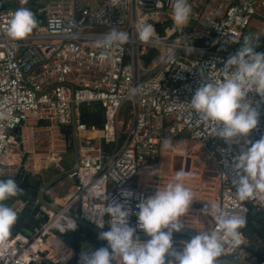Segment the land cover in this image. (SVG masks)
<instances>
[{
	"label": "built area",
	"instance_id": "1",
	"mask_svg": "<svg viewBox=\"0 0 264 264\" xmlns=\"http://www.w3.org/2000/svg\"><path fill=\"white\" fill-rule=\"evenodd\" d=\"M188 3L192 7L189 22L177 28L170 0H0V163L13 154V148L23 140L17 133L31 122L56 129L57 142L64 143L67 135L62 130L72 126L74 105L81 163L71 178L79 183L66 198L58 200L61 204L56 201L57 206L77 210L97 228L85 209L102 210L106 192L110 201L136 210L142 199L168 182L158 176L153 190L135 181L149 168L159 169L160 174L167 142L188 133L217 166V177L210 178L201 168L196 172L184 158L182 170L190 173L186 184L196 198L190 210L216 202L226 204L230 213L245 217L247 222L251 208L264 216V195L239 201L231 183L234 157L247 141L264 137V97L249 94L260 112L259 124L248 137L232 145L216 135L214 123L198 121L189 104L196 89L207 81L208 69L219 79L224 62L238 51L245 36H251L252 21L264 20V0ZM20 8L32 11L37 25L24 39L13 40L6 30L12 14ZM145 22L153 25L157 41L138 39L136 25ZM112 30L126 31L128 42L103 47L100 42ZM251 37L260 42L264 32ZM152 52L155 54L147 64L145 58ZM170 53L175 58L168 62ZM94 105L105 111L102 127L81 120V108ZM97 139L101 145L95 144ZM184 140L179 139L177 147H185ZM93 185L101 196L90 200L86 191ZM123 190L132 191L134 196L125 200ZM25 208L26 204H21L13 209L19 216ZM42 213L49 217L46 223L29 237L11 236L7 249L0 248V264H40L56 259L47 245L56 232L52 222L57 213L44 207ZM205 216L207 221L211 218ZM107 221L105 217L104 230L109 228ZM129 223L143 233L135 215L129 216ZM193 224L201 230L202 221ZM216 226L215 219L209 220L203 232ZM246 242L247 233L243 232L240 247L225 243L218 260L239 261ZM179 243L173 238L174 246H181ZM256 264H264V260Z\"/></svg>",
	"mask_w": 264,
	"mask_h": 264
},
{
	"label": "clouds",
	"instance_id": "2",
	"mask_svg": "<svg viewBox=\"0 0 264 264\" xmlns=\"http://www.w3.org/2000/svg\"><path fill=\"white\" fill-rule=\"evenodd\" d=\"M170 6L174 25L183 28L191 17V5L188 0H170ZM36 25L32 11L17 9L8 21L7 35L13 40H22L32 33ZM135 30L141 42L158 40L151 23H138ZM128 40L126 31L112 30L100 43L111 48ZM257 47L258 39L245 36L238 51L224 62L221 77L217 79L208 69L207 81L196 89L189 103L192 112L198 116L197 120L214 123L216 135L229 145L248 137L259 124L260 112L249 99L250 93L264 97V52L256 51ZM174 58V53H170L167 61L171 62ZM166 147L172 149L173 145L169 143ZM232 168L231 183L239 201L264 195V137L247 141V146L234 157ZM189 177L190 173L177 171L172 182L160 185L154 195L142 199L134 211L124 203L110 201L107 192L104 193L106 203L102 210H85L89 219L101 229L105 227V217H108V230L99 233V238L107 241V247L83 251L80 264H217L225 243L230 242L234 248L240 247L246 218L230 213L226 204L207 202L203 213L215 219L216 228L197 232V235L182 242L181 251L174 249L173 233L184 229V218L196 200L194 192L186 184ZM20 191L14 179H0V248L3 249H7L13 226L18 220L17 212L5 202ZM86 195L95 200L101 192L93 185L87 189ZM121 195L127 200L134 193L123 190ZM69 213L66 208L57 211L52 226L58 233L77 229V223ZM130 215L137 217V227L149 239L136 237L137 229L130 226ZM71 255L69 252L62 257L65 264Z\"/></svg>",
	"mask_w": 264,
	"mask_h": 264
},
{
	"label": "crops",
	"instance_id": "3",
	"mask_svg": "<svg viewBox=\"0 0 264 264\" xmlns=\"http://www.w3.org/2000/svg\"><path fill=\"white\" fill-rule=\"evenodd\" d=\"M264 32V20L261 18H255L251 26L249 27L248 34L255 35L258 33ZM264 50V39L258 42V47L256 51L261 52ZM64 133V130H62ZM57 130L51 129L47 124H35L33 122L28 123L22 130H20L17 135H22L23 140H19V144L21 146L20 150L22 151H15V147L13 148V154L10 156H6L1 160L0 163V172H5L10 167H20V175L19 178L15 179L21 191L17 194L20 199H18L12 205H9L12 208H15L21 204H26V208H28L31 204L36 202L38 203V197L32 194L29 196V199L26 200L24 197H21L22 194L26 195L23 189V182L31 181L36 179L37 181H41L46 183L49 179L53 176L60 174L62 171L69 170L73 166L74 162V154H68L70 152V144H69V137L65 139L64 143L57 142ZM66 135V134H65ZM184 139L180 135L177 140ZM169 142H167L168 144ZM95 144L101 145L102 142L97 139ZM166 144V145H167ZM190 145V146H189ZM19 148V147H18ZM174 148V149H173ZM171 149H166V154L161 155L162 161V172L159 169L149 168L144 171L143 175L135 181L136 185H144V187H150L153 190L156 188L155 184L157 181L158 176L161 178L162 182H172L174 175L177 171L182 170V163L181 161L184 158H187L188 164H190L196 172L201 168L204 172V176L208 177L207 174L215 173L217 171V166L213 160L209 158L207 154H190V150H194L196 145L194 142L187 143L186 146H176ZM176 148V149H175ZM179 149V150H177ZM181 149V150H180ZM44 151V152H43ZM186 151V154H183ZM203 153H205L203 151ZM71 156V160L67 161L66 157ZM60 160H56V159ZM19 165V166H18ZM156 173V174H154ZM155 177V178H153ZM217 177V176H216ZM3 179V178H0ZM8 179V178H5ZM156 179V180H155ZM75 189V184L73 183L72 178H65L58 184L54 185L50 188L46 194L45 198L47 201L57 204L56 199H64L66 198L73 190ZM206 189V188H202ZM26 193V194H25ZM21 195V196H20ZM153 195V193L151 194ZM150 195V196H151ZM8 203V202H7ZM34 205V204H33ZM198 206H206L198 205ZM194 206L195 210H190L186 217L184 218V224L187 227L197 229L198 225H194L193 223L198 222L199 220L202 221V226L200 227L201 231L203 232L207 226L209 225V220L213 221V217H209V220H206L205 214L203 213L202 208H198ZM198 210V211H197ZM77 214V210L73 211ZM263 217V216H261ZM207 222V223H206ZM78 229V228H77ZM73 232V231H68ZM247 233V242H254L247 246L244 245L243 253L241 259L238 261L242 264H256L258 262V258L254 255L258 251H261L263 245L259 244V242L255 241L254 239V232L249 230ZM61 233L57 231L50 237L47 245V249L52 252L56 256L55 260L45 259L50 264H65L63 256H66L69 252L72 255L66 260V264L72 263L77 257L74 250L70 247V245L61 238ZM250 235L252 237H250ZM21 236V235H20ZM85 239L87 241H82L80 245V251L83 252L85 250L95 251L96 249L104 247V241L100 238L96 239L94 235H90L84 233ZM251 238L250 240L248 239ZM249 249H253V252L249 251ZM45 256V255H44ZM81 258V257H80Z\"/></svg>",
	"mask_w": 264,
	"mask_h": 264
},
{
	"label": "water",
	"instance_id": "4",
	"mask_svg": "<svg viewBox=\"0 0 264 264\" xmlns=\"http://www.w3.org/2000/svg\"><path fill=\"white\" fill-rule=\"evenodd\" d=\"M73 123H72V135L69 138V144L73 148L74 151V162L72 168L69 170L62 171L60 174H57L53 176L51 179H49L39 190L37 194V201L38 203L34 202L31 204L28 208H25L18 216L17 223L13 226L12 229V236L21 235L23 237H29L30 234L36 229L39 228L43 223H46L49 219V217L42 213V207L46 208L47 210H50L52 212L57 213L60 206H57L54 203H51L46 200L45 194L46 192L52 188L54 185L58 184L65 178H71V175L74 174L80 167L81 158H80V144H79V138L77 133V122H78V111L76 107L73 105ZM73 183L75 185H78L77 178H73ZM24 197L26 200L29 199L28 194ZM197 207V206H195ZM198 208L204 209V206H198ZM70 211V215L74 218V220L77 223V226H80L90 233L94 234L95 236L99 237V233L102 231H107L104 229L97 228L96 226L86 222L84 219H82L78 214L75 212ZM197 235V232L191 228L184 227L183 230L180 232H174L173 238H183V239H190L191 237ZM136 237L141 240H147L149 237L145 233H139L136 232ZM250 240L251 238L248 237ZM255 241L259 242V244H262L261 240L257 235L254 236ZM104 241V240H102ZM36 264V263H34ZM40 264H50L47 261H43ZM217 264H242L238 261H234L232 259H221L217 260Z\"/></svg>",
	"mask_w": 264,
	"mask_h": 264
},
{
	"label": "trees",
	"instance_id": "5",
	"mask_svg": "<svg viewBox=\"0 0 264 264\" xmlns=\"http://www.w3.org/2000/svg\"><path fill=\"white\" fill-rule=\"evenodd\" d=\"M203 44V42H201ZM155 53L152 52L151 55L149 57L145 58V61L147 64L150 63V60L152 59L153 55ZM81 120L84 123L87 124H95L99 127H102L104 122H105V111L104 109L100 106V105H94L91 107H83L81 108ZM64 133L68 136L71 137L72 135V128H66L64 129ZM70 152H73V148H70ZM44 182H41L40 180L37 181L36 179L31 181H24L23 182V189L26 193H28V197L32 194V197H34V195L37 196L38 194V190L44 185ZM25 193V194H26ZM24 194V193H23ZM22 196H25L23 195ZM27 195V194H26ZM21 196V195H20ZM21 196V197H22ZM18 199H20V197L15 196L10 198L8 201H6L5 203L9 206L12 205L13 203H15ZM8 202V203H7ZM78 229H76L73 232H66L63 233L61 235V238L66 241L70 247L74 250V252L76 253V259L70 263V264H80V257H81V251H80V245L81 242L83 241H87V239H85L84 237V233L90 234L92 235V233H90L89 231H87L86 229L77 226ZM106 230H108V227H106ZM249 230L253 231L255 235H257L259 237V239L262 242V249L261 251H258L257 253H254V255L258 258V262L264 260V218L261 217V215H258L257 213H255L252 208H251V212L249 214L248 217V222H247V226L244 228L243 232L246 233ZM94 235V234H93ZM94 237L96 239H99V237L95 236ZM249 251L253 252V249H249Z\"/></svg>",
	"mask_w": 264,
	"mask_h": 264
},
{
	"label": "rangeland",
	"instance_id": "6",
	"mask_svg": "<svg viewBox=\"0 0 264 264\" xmlns=\"http://www.w3.org/2000/svg\"><path fill=\"white\" fill-rule=\"evenodd\" d=\"M102 31H106V29H103ZM123 117L126 119V113H124L123 114ZM182 136V138H184L185 140L184 141H187V143H192V142H194L195 143V145H196V148L194 149V150H190L189 151V153L190 154H207V151L205 150V149H203L201 146H200V144L198 143V142H196V141H194V140H191L190 139V136L188 135V133H184V134H182L181 135ZM191 140V141H190ZM178 141L179 140H177V138L176 139H172V140H170L169 141V143L171 144V145H173V147H176L177 145H178ZM168 143V144H169ZM190 146V145H189ZM19 147V148H18ZM21 149V146H20V144L18 143L16 146H15V151H22L23 152V150H20ZM169 149V148H168ZM174 149V148H173ZM173 149H171V151L173 150ZM176 149V148H175ZM177 150H179V149H177ZM181 150V149H180ZM18 151V152H19ZM203 151L205 152V153H203ZM44 152V151H43ZM24 153V152H23ZM68 154H74L73 152H68ZM66 160L67 161H70L71 160V156H68V157H66ZM183 162V160L181 161V163ZM19 166V165H18ZM19 170H20V167H10V168H8L5 172H0V178H3V179H5V178H12V179H18L19 178V175H20V172H19ZM207 176L208 177H210V178H216V174L215 173H210V174H207ZM210 182H212V181H210ZM58 198L56 199V201L58 202ZM59 203V202H58ZM63 203V202H62ZM59 204H61V203H59ZM262 218H264V216L262 217ZM185 225H188V224H185ZM189 226V225H188ZM185 227H187V226H185ZM187 228H190V227H187ZM191 229H193V230H195L196 232H202L201 230H198V229H194V228H191ZM250 237H252L251 235H250ZM185 240H187V239H183V238H176V241H179L180 243V245L181 246H174V249L176 250V251H181L182 250V246H183V241H185ZM251 243L252 244H255L254 242H246V244H247V246H249V245H251ZM245 244V245H246Z\"/></svg>",
	"mask_w": 264,
	"mask_h": 264
}]
</instances>
